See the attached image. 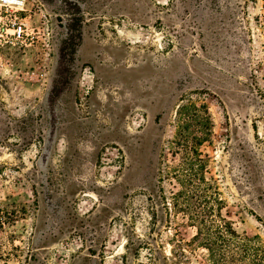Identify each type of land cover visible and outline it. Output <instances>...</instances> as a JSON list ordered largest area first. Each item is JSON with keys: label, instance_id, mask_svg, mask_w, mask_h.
I'll return each instance as SVG.
<instances>
[{"label": "rangeland", "instance_id": "1", "mask_svg": "<svg viewBox=\"0 0 264 264\" xmlns=\"http://www.w3.org/2000/svg\"><path fill=\"white\" fill-rule=\"evenodd\" d=\"M187 99L264 253V0H0V264H209L172 200Z\"/></svg>", "mask_w": 264, "mask_h": 264}, {"label": "trees", "instance_id": "2", "mask_svg": "<svg viewBox=\"0 0 264 264\" xmlns=\"http://www.w3.org/2000/svg\"><path fill=\"white\" fill-rule=\"evenodd\" d=\"M178 114L174 144L181 149L187 168L178 176L182 190L173 194V207L187 211L196 227L194 240L206 249L209 264H264L259 237L237 233L231 223L217 213L214 203L218 204L219 199L213 197L215 192H209L210 184L198 176L195 168L194 160L199 161V166L204 161L196 146L206 140L211 126L206 105H197L187 99V104L179 106Z\"/></svg>", "mask_w": 264, "mask_h": 264}, {"label": "built area", "instance_id": "3", "mask_svg": "<svg viewBox=\"0 0 264 264\" xmlns=\"http://www.w3.org/2000/svg\"><path fill=\"white\" fill-rule=\"evenodd\" d=\"M4 3H14V4H22L24 0H1ZM14 33L17 34L18 36L21 35L22 33V27L19 25L17 27H15L14 29Z\"/></svg>", "mask_w": 264, "mask_h": 264}]
</instances>
